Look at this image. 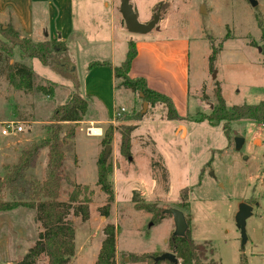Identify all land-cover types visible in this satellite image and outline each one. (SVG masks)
Here are the masks:
<instances>
[{
	"label": "rangeland",
	"instance_id": "1",
	"mask_svg": "<svg viewBox=\"0 0 264 264\" xmlns=\"http://www.w3.org/2000/svg\"><path fill=\"white\" fill-rule=\"evenodd\" d=\"M87 1L91 4L94 0ZM98 1L101 4L110 0ZM166 1L169 5L159 14L158 29L144 35L126 31L124 36L138 43L140 58L147 55V42L170 49L166 51L169 57L160 54L155 63L162 65L163 77L174 87V83L179 84L184 92L174 96V108L182 120L177 124L165 120L162 105L150 107L146 103L141 114L145 102H141L137 94L127 91L122 104L117 107L125 109L122 123L136 128L131 134L130 160L119 155V135L117 131L113 132L106 156L112 166L108 177L112 190L109 203L107 195L96 184V160L104 153L101 140L105 129L108 126L115 128L121 121L113 115V123L104 127L100 139L86 135V129L96 127L95 124L62 125L61 137L70 130L78 131L75 138L73 135L65 139L63 173L79 186V200L87 201L89 212L86 221L70 214L75 230V255L69 264H94L92 257L104 239L102 229L106 224H113L117 229V264H144L131 263L130 257L151 253L158 257L170 252L168 242L174 230L171 215L164 214L154 225L151 213L135 210L134 191L139 200L155 210L176 208L189 218L191 237L204 249L201 264H264V150L256 139L260 124L233 122L229 124L227 138L222 130L223 123L210 126L207 122L184 120L187 115L210 111L214 104L211 93L214 81L219 83L228 107L264 101V40L258 26L260 22L264 28V0H254L255 6L250 0H129V3L138 22L146 24L151 21L147 20L148 16L154 15L152 8ZM75 3L78 6L79 0ZM93 16L98 19L96 12ZM99 24L97 20L93 24L87 22L86 37L75 39L67 46L71 55L55 53L52 62L70 66L68 59L72 58L78 73L80 70L83 73L91 62L108 57L110 47H102L94 36L93 28ZM25 38L18 34L10 42L0 35V45L11 52V56L0 61V124L17 122L23 128L16 136L0 139V145L4 147L3 156L0 154L2 165L13 163L20 148L43 136L40 127L49 121L56 106L62 105L71 95L82 97L75 73L25 57L19 47ZM210 44L218 50L212 69L208 66ZM126 51L127 42L116 40L114 57L117 64L124 59ZM175 56L180 59L175 60ZM14 61L25 63L32 70L34 85L48 87L55 84L53 95L36 91L26 93L12 87L6 78L5 64ZM138 111L140 120L132 119ZM178 125L176 137L173 130ZM236 137L243 139L238 147L234 143ZM44 163L45 150H42L36 166L28 173L40 180ZM1 164L0 176L3 173ZM184 188L188 191V208L180 207V194ZM72 190V186L62 181L60 200L67 202ZM4 199L8 200V197ZM242 202H251L253 208L245 221L244 245L235 224V214ZM106 204L109 206L107 217L103 216ZM40 230L32 210L19 207L1 212L0 264H17ZM35 264H45V258L40 257ZM160 264L169 263L162 261Z\"/></svg>",
	"mask_w": 264,
	"mask_h": 264
},
{
	"label": "trees",
	"instance_id": "2",
	"mask_svg": "<svg viewBox=\"0 0 264 264\" xmlns=\"http://www.w3.org/2000/svg\"><path fill=\"white\" fill-rule=\"evenodd\" d=\"M168 5L167 1L159 2L152 8V13L159 15ZM258 26L261 31V39L264 40V28L260 22H258ZM18 34L9 24L4 29L0 26V35L5 40L11 42ZM210 45L211 53L208 57V66L209 69H212L218 50L212 44ZM249 45L253 47L254 44L250 42ZM19 47L28 59L35 58L43 65L55 69L63 67L52 62L53 54L67 52L66 44L60 40L34 43L25 38ZM262 54L264 55L263 51ZM9 56H11V52L5 46L0 45V61ZM135 56V44L129 41L125 58L119 65L111 66L106 62H92L88 65V69L102 65L110 66L113 73L114 89H122L137 94L141 102L147 103L150 107L162 105L165 109V120L181 121L182 118L178 116L169 97L149 89L143 78H130L128 76ZM5 72L8 83L17 90L26 93L36 91L47 96L53 95L55 84H50L48 87L34 85L32 70L25 63L14 61L10 64L6 62ZM211 93L214 104L210 111L207 114L198 112L194 116L187 115L184 120L196 123L207 122L210 126L223 123L222 130L227 138L230 132L229 124L233 122H264V101H259L253 105L242 104L228 107L222 97L220 85L216 81L213 83ZM89 99L90 96L85 98L76 95L69 96L62 105L55 107L49 121L40 127L43 136L20 148L13 163L2 165L0 213L14 211L19 207L27 208L34 212V220L39 223L41 229L33 245L17 264H35L40 257L45 258V264H69L75 255V230L70 214L80 216L82 221L88 220V203L79 200V186L70 181L63 173L65 139L72 138L74 131L70 130L63 137L60 136V133L64 123L76 124L85 119ZM115 110L118 111L119 107H116ZM121 116L117 119L121 121L118 126L115 128L108 126L105 129L101 144L104 147L109 145L112 141L113 132L117 131L119 135L118 153L121 157L128 159L131 154V134L136 126L123 124ZM131 117L140 120L141 114L138 111ZM42 150H45V163L41 179L38 180L28 171L36 166ZM153 165L158 166L155 163ZM111 171L112 166L107 162L104 153L100 154L96 160V184L107 195L108 203L112 200V190L108 182ZM62 181L73 187V190L68 193L67 202L60 200ZM5 196L8 197V200L4 199ZM180 200V207L188 208V191L186 188L181 190ZM132 202L136 211L152 214L154 225L164 217V210H155L151 205L139 200L135 191L132 193ZM248 204L251 205V202ZM108 210L109 206L106 204L103 208V216L107 217ZM185 220L188 226L185 234L181 237L172 234L168 242L169 250L178 259V264H201L205 256L203 246L194 242L189 231L190 220L188 217H185ZM116 232L117 229L113 224L104 226L102 229L104 239L100 244L94 264H116ZM156 257L157 255L152 253L134 255L130 257V262L160 264L161 262L154 261Z\"/></svg>",
	"mask_w": 264,
	"mask_h": 264
},
{
	"label": "crops",
	"instance_id": "3",
	"mask_svg": "<svg viewBox=\"0 0 264 264\" xmlns=\"http://www.w3.org/2000/svg\"><path fill=\"white\" fill-rule=\"evenodd\" d=\"M99 2L98 0H94L93 3L90 4L87 0H79V5L76 6L75 0H0V26L4 29L6 25L9 24L22 37H26L34 43L46 40H60L64 42L66 46H70L73 40H81L86 37L87 22L93 24L97 20L100 24L93 28L95 29L93 31L95 32L94 36L99 39L97 43H100L102 47L109 46L110 52L108 57H104L102 60H96L95 62H106L111 66L119 65L124 59L119 64L115 62V41L118 39H123L127 43L132 41L124 36L126 30L123 29V22L119 13L120 0L119 3L116 0L101 2V4ZM95 12L97 13L98 19L93 16ZM148 17L147 20L149 21L153 16L150 14ZM103 36H107L108 39L103 40ZM134 44L136 47V56L131 63L128 76L130 78H143L149 89L166 95L170 98L173 106H176L174 96L177 94L180 95L181 93L184 94V92L181 86H178L179 84L174 83L175 87L172 86L171 82L163 77L164 70L162 65L160 63H155L158 61L157 58L160 54H165L166 57H169L170 54L166 51H170V49L152 42H147V55L140 58L141 55L138 43L134 42ZM67 50V55L69 56V49L67 48ZM182 52L186 65V51L184 50ZM124 54H126V52ZM174 59L179 60L180 56H175ZM68 60L69 63H71L69 64L70 66L65 63L61 64V66H63L66 71L69 69L76 74L80 95L83 98L90 96L89 107L85 119L76 123V125L80 124L84 126V124H95L97 126L92 127V129L97 130V132L102 135L104 127L108 123H113L114 110L118 105L122 104V101L127 95V91L114 89L113 73L110 66H95L91 69L87 67L84 69L83 73L81 70L78 73L72 58ZM188 87L187 85V93ZM117 101L121 103H117ZM90 112H93L91 116ZM179 116L181 117V115ZM175 123L177 124L178 122L175 121ZM258 123L261 129L257 131L256 139L259 142L258 146L262 147L264 150V126H262L263 122ZM178 128L179 125L173 130L174 136H176L175 132ZM183 128L184 135L186 136L185 126H183ZM82 130L83 129H80L79 131ZM77 133L78 131L74 133V138ZM96 137L100 139V136ZM3 148L4 147L0 145V154L2 156L4 154L2 152V150H4ZM1 162L2 159L0 160V164ZM97 252L98 250L95 251L92 257V260L94 259L93 261L96 259Z\"/></svg>",
	"mask_w": 264,
	"mask_h": 264
},
{
	"label": "water",
	"instance_id": "4",
	"mask_svg": "<svg viewBox=\"0 0 264 264\" xmlns=\"http://www.w3.org/2000/svg\"><path fill=\"white\" fill-rule=\"evenodd\" d=\"M250 3L252 6L256 5V1L254 0H250ZM202 12H203V8H201V13ZM119 13L121 15L126 31L131 34L144 35L150 32L154 28L158 29L156 24L158 22L159 15L158 14L153 15L151 21H149L146 24L139 23L133 8L129 3V0H120ZM212 77L213 79L215 78L214 73ZM146 105H147L146 103H143V109L141 111V114L144 113ZM242 142H243L242 138L236 137L234 139L235 147H238L240 144H242ZM110 148H111L110 144L105 146L104 148L105 158L107 154L109 153ZM130 159L131 158L128 157V160ZM163 213L169 214L172 217L173 224H174L173 236H177V237L183 236L188 226H187V223H186V220H185V217L182 211L176 208H170V209L164 210ZM251 214H252L251 205L244 203V202L239 204L237 212L235 214V224L240 232L242 245H244L246 242L245 221L247 218L251 216ZM154 261L155 262L166 261L170 264H178V259L171 252L161 254L160 256L154 258Z\"/></svg>",
	"mask_w": 264,
	"mask_h": 264
},
{
	"label": "built area",
	"instance_id": "5",
	"mask_svg": "<svg viewBox=\"0 0 264 264\" xmlns=\"http://www.w3.org/2000/svg\"><path fill=\"white\" fill-rule=\"evenodd\" d=\"M125 112L124 108H119L118 111L114 110V117L117 119L121 116L122 113ZM264 126V122L262 123ZM23 128L20 123L17 122H7L5 124H0V138L9 137V136H16L22 132ZM92 128L86 129L87 136H100L101 134L98 132L93 133ZM264 203V201H263Z\"/></svg>",
	"mask_w": 264,
	"mask_h": 264
},
{
	"label": "bare ground",
	"instance_id": "6",
	"mask_svg": "<svg viewBox=\"0 0 264 264\" xmlns=\"http://www.w3.org/2000/svg\"><path fill=\"white\" fill-rule=\"evenodd\" d=\"M92 132L95 133V132H97V130H94V129H93Z\"/></svg>",
	"mask_w": 264,
	"mask_h": 264
}]
</instances>
